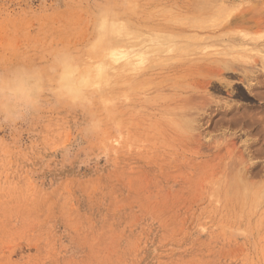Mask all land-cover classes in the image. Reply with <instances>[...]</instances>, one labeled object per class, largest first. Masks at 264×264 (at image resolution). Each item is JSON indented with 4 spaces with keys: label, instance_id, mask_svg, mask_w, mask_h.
I'll return each mask as SVG.
<instances>
[{
    "label": "rangeland",
    "instance_id": "obj_1",
    "mask_svg": "<svg viewBox=\"0 0 264 264\" xmlns=\"http://www.w3.org/2000/svg\"><path fill=\"white\" fill-rule=\"evenodd\" d=\"M263 1L0 0V64L66 48L82 92L0 127V264H264L257 52L209 31Z\"/></svg>",
    "mask_w": 264,
    "mask_h": 264
},
{
    "label": "clouds",
    "instance_id": "obj_2",
    "mask_svg": "<svg viewBox=\"0 0 264 264\" xmlns=\"http://www.w3.org/2000/svg\"><path fill=\"white\" fill-rule=\"evenodd\" d=\"M76 71L73 53L66 48L51 51L43 63L0 64V127L27 123L53 102H77L82 92Z\"/></svg>",
    "mask_w": 264,
    "mask_h": 264
},
{
    "label": "bare ground",
    "instance_id": "obj_3",
    "mask_svg": "<svg viewBox=\"0 0 264 264\" xmlns=\"http://www.w3.org/2000/svg\"><path fill=\"white\" fill-rule=\"evenodd\" d=\"M195 1V0H194ZM220 1V0H219ZM262 1V0H261ZM259 2V1H258ZM257 2V3H258ZM210 3V2H209ZM240 3V2H239ZM252 3V4H249V5H246L247 7L243 6V7H240L239 10L241 9V11H238L236 13H233V12H230L232 10V6L230 8L228 7H224L221 5V7H219L218 11L216 9L217 12H220L221 15H223L222 17V21H220L219 23H213L211 24L209 27H210V32L214 33L216 31H224L227 35H229L228 33L230 32L231 33V30H233V34L231 33L232 37H228L226 36V40L228 42H231L232 45L233 43L234 44H239L241 46H249L250 49H254L256 52H257V58L254 56V59L252 61H248L249 63H251V66L254 67V65H259V68H257V74H255V79L256 80V85L252 86V88H254L255 90L258 89L256 92L259 91V89L262 88V86L264 87V36L262 35V33L264 32V1L261 2V3ZM215 5V4H214ZM192 6V5H191ZM134 7V6H133ZM194 6V26L198 27L199 25H197L199 22V14H198V7ZM239 7V6H238ZM206 8V7H205ZM208 8V6H207ZM226 8V9H225ZM227 8L229 9L227 11ZM235 9L234 12H235ZM200 11L203 10V9H199ZM197 11V13H196ZM212 12L211 13H214L216 12L214 9L211 10ZM214 11V12H213ZM200 13V12H199ZM224 13V14H223ZM233 13V14H232ZM210 15V14H209ZM214 15V14H213ZM208 16V15H207ZM192 18V17H191ZM105 19V18H104ZM210 19V18H209ZM107 20V18H106ZM178 20V19H177ZM193 20V19H192ZM191 20V21H192ZM213 20V19H212ZM103 21V20H102ZM204 21V20H203ZM209 23H210V20H208ZM214 21V20H213ZM104 22V21H103ZM180 22V21H179ZM202 22V21H201ZM130 23V22H129ZM204 23V22H203ZM128 24V23H127ZM204 25V24H203ZM207 25V24H206ZM132 26V25H131ZM202 27V26H200ZM205 27V26H204ZM207 28V26H206ZM236 29H243L247 32H244L241 36H237L239 35L240 33L238 32V34L234 35L236 31ZM123 30V28L120 26V25H117V24H114V23H110V22H106L101 25V28H100V33L104 36H107L109 34H112V33H115V32H118V31H121ZM133 30V29H132ZM131 30V31H132ZM134 31V30H133ZM239 31V30H238ZM251 33L253 32V35H249L250 32ZM263 31V32H262ZM130 32V31H129ZM223 32V33H224ZM228 32V33H227ZM262 32V33H261ZM124 33V32H123ZM121 34V32H120ZM128 34V33H127ZM132 34V33H131ZM112 39H113V36H112ZM159 41V40H158ZM218 43V42H217ZM223 44V43H222ZM178 46V45H177ZM176 46V48H177ZM180 46V45H179ZM230 46V45H229ZM181 47V46H180ZM224 47V46H223ZM231 47V46H230ZM227 51V50H226ZM231 53V52H230ZM232 54V53H231ZM216 55V54H215ZM229 56V55H228ZM236 56V55H235ZM222 57V56H221ZM237 58V57H236ZM230 58V60L228 61H225L223 60L222 63H220V65L218 64V66H216V69H218V72L219 71H227L229 69H233L234 68V65H235V62H239L238 61V58ZM225 61V62H224ZM220 62V61H219ZM212 63V62H211ZM217 64V62H216ZM214 64V65H216ZM238 65V64H236ZM250 65V64H249ZM250 66V67H251ZM234 70V69H233ZM216 71V70H215ZM235 71V70H234ZM241 73V75L244 77V78H247L249 77V72H247L246 70L245 71H239ZM253 72V71H252ZM221 73V72H220ZM235 74L231 73V75H238V73L234 72ZM222 74V73H221ZM254 77V75H253ZM246 80V79H245ZM249 88V87H248ZM251 88V87H250ZM251 88V89H252ZM253 90V89H252ZM250 91V90H249ZM254 91V90H253ZM264 90H262L263 92ZM255 92V91H254ZM255 92V93H256ZM261 92V91H260ZM258 92V93H260ZM250 93H252V91H250ZM256 95V94H255ZM257 95H260V94H257ZM262 97V96H261ZM264 97V96H263ZM263 100V99H262ZM260 105H262L260 103ZM225 110V109H224ZM235 111V110H234ZM254 114V113H253ZM252 117V116H251ZM254 117V115H253ZM256 117V115H255ZM258 117V116H257ZM250 119V118H249ZM257 119V118H256ZM264 121V119H263ZM247 123V122H246ZM255 123V122H254ZM262 123V122H261ZM262 126V124H261ZM186 127V126H185ZM258 130V129H257ZM263 138V137H262ZM250 139V138H249ZM256 150V149H255ZM256 155V154H255ZM241 164V163H240ZM246 171V170H245ZM257 171V170H256ZM255 171V172H256ZM258 172V171H257ZM254 173V172H253ZM257 174V173H255ZM253 175V174H252ZM233 184V183H232ZM237 186V185H236ZM248 187V186H247ZM238 191V190H237ZM244 191H246L244 189ZM250 191V190H249ZM248 191V192H249ZM239 193V192H238ZM247 194V192L245 193ZM241 195V194H240ZM248 195V194H247ZM239 196V195H238ZM261 198V197H260Z\"/></svg>",
    "mask_w": 264,
    "mask_h": 264
}]
</instances>
